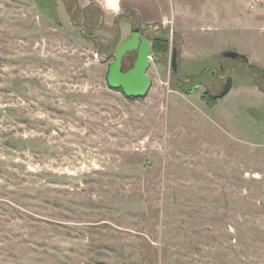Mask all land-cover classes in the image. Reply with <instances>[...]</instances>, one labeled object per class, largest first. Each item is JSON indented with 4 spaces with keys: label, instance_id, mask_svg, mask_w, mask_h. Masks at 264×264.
<instances>
[{
    "label": "rangeland",
    "instance_id": "1",
    "mask_svg": "<svg viewBox=\"0 0 264 264\" xmlns=\"http://www.w3.org/2000/svg\"><path fill=\"white\" fill-rule=\"evenodd\" d=\"M101 2L105 43L136 8L183 35L184 78L225 75L234 50L264 80V0ZM73 9L0 0V264H264V85L183 83L171 43L129 99Z\"/></svg>",
    "mask_w": 264,
    "mask_h": 264
},
{
    "label": "flooded vegetation",
    "instance_id": "2",
    "mask_svg": "<svg viewBox=\"0 0 264 264\" xmlns=\"http://www.w3.org/2000/svg\"><path fill=\"white\" fill-rule=\"evenodd\" d=\"M71 1L74 2V6H75L76 0H71ZM90 2L91 1L88 0L86 5L80 8V1H79V7L74 16H73L74 14V9H73L72 13L70 14V20L71 23H73L74 25L80 28V33L83 37L94 42L97 48V58L98 59L101 58L104 63H108L107 76L111 65L116 61V56L120 47H122L124 44L131 41L132 39H134V41L137 40V44L135 48L127 50V52L122 57L121 70L123 72L129 71L135 66L142 43L144 40H148L150 41V45H149L150 65L154 59L155 52H159L163 55L166 54L169 51L170 44L172 43V47H171L172 69L174 62L173 57L174 54L177 52L175 64L176 65H178L179 63L181 64V73H182V58L181 61L179 62V36L175 34L177 30L169 27H165L162 21L156 19L144 21L143 15L139 11V9L133 8L126 12H120L113 15V17L111 18V25L116 30V35L113 37V39L110 42L105 43L97 34V30L99 29H95V27L98 26L101 21L99 11L94 6H89ZM79 12H80V17L79 19L76 20V15H78ZM103 16H104L103 17V25H104L105 23L104 13ZM79 24H82V26H79ZM123 24H125V28H127V33L124 39L122 40ZM95 37H99L100 41L97 40ZM175 37L177 39L178 46L174 44ZM240 62H244V60L240 58ZM173 72H175L174 69ZM119 91H121V93L125 95L122 89H120Z\"/></svg>",
    "mask_w": 264,
    "mask_h": 264
},
{
    "label": "water",
    "instance_id": "3",
    "mask_svg": "<svg viewBox=\"0 0 264 264\" xmlns=\"http://www.w3.org/2000/svg\"><path fill=\"white\" fill-rule=\"evenodd\" d=\"M90 1L91 2L89 6H94L99 11L101 18L99 25L96 26L95 29H101L103 26V17H104L102 12V2H101L102 0H90ZM78 7H79V1L76 0L73 16L75 15ZM79 26H82V24H79ZM175 34L179 36V62H180L183 54L184 37L183 35H181V33L177 31L175 32ZM95 38L100 41L99 37H95ZM136 44H137V40L134 41V39H132L131 41L127 42L122 47H120L116 56V61L111 65L107 76L108 85L112 89L115 90L122 89L127 97H132L134 99L147 96V94L149 93L152 87V79L148 74V69L150 67V50H149L150 41L148 40L143 41L135 66L131 70L126 72H123L121 70V61L123 55L127 52V50L135 48ZM223 55L225 57H230L232 59L241 58L244 60V62H240L235 66L229 68L225 75H220L216 67H208L205 70H203L201 73L195 74L189 78H184L181 73V64L180 63L178 65L175 64V59L177 56V52H176L173 57L174 60L173 69L176 72L179 80L182 81L183 83H190L194 78L203 76L207 72L212 71L213 73L216 74L218 78L225 80L222 91L216 95L217 98H222L230 92L233 86L232 72L237 68H242L247 73L255 77L259 82L264 84V81L261 79V76L252 71L251 67L249 66V61L244 55H241L239 52L234 50L225 51ZM100 60L102 59L100 58ZM193 90H195V87H192L190 91Z\"/></svg>",
    "mask_w": 264,
    "mask_h": 264
},
{
    "label": "clouds",
    "instance_id": "4",
    "mask_svg": "<svg viewBox=\"0 0 264 264\" xmlns=\"http://www.w3.org/2000/svg\"><path fill=\"white\" fill-rule=\"evenodd\" d=\"M107 7L110 8V10L115 11L116 10V4L112 2V0H108V3L106 5Z\"/></svg>",
    "mask_w": 264,
    "mask_h": 264
},
{
    "label": "bare ground",
    "instance_id": "5",
    "mask_svg": "<svg viewBox=\"0 0 264 264\" xmlns=\"http://www.w3.org/2000/svg\"><path fill=\"white\" fill-rule=\"evenodd\" d=\"M112 2L116 4L115 0H112ZM105 3H106V5H107L108 0H105Z\"/></svg>",
    "mask_w": 264,
    "mask_h": 264
},
{
    "label": "trees",
    "instance_id": "6",
    "mask_svg": "<svg viewBox=\"0 0 264 264\" xmlns=\"http://www.w3.org/2000/svg\"><path fill=\"white\" fill-rule=\"evenodd\" d=\"M127 98H129V99H133V100H136V99H134V98H132V97H127Z\"/></svg>",
    "mask_w": 264,
    "mask_h": 264
}]
</instances>
